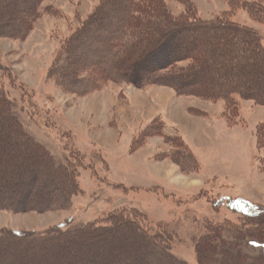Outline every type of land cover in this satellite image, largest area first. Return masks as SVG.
Masks as SVG:
<instances>
[{"label": "rangeland", "instance_id": "obj_1", "mask_svg": "<svg viewBox=\"0 0 264 264\" xmlns=\"http://www.w3.org/2000/svg\"><path fill=\"white\" fill-rule=\"evenodd\" d=\"M163 1L174 17L183 13L184 7L177 0ZM188 1L194 6L196 18L210 21L224 16L255 30L264 45V24L253 22L246 11L227 13L228 4L221 0ZM100 2L44 0L39 7L40 17L23 41L0 37V68L7 77L2 82L16 104L13 109L24 130L59 161H65L67 153L77 148L87 168L78 170L81 194L64 208H34L47 200H57L42 177L35 176L26 196V190L16 189L17 203L10 210H0V231L41 233L64 224L70 230L118 208H133L148 217L151 230L177 233L176 240L180 241H174V255L188 264H197L194 240L205 233V222L229 221L233 229L227 225L219 229L237 231L245 227L246 221L229 211L228 204L238 207L247 202L264 208V172L259 168V161L264 162V146L257 148L255 144V128L264 124V107L239 102L235 119L239 122L231 126L227 125L221 102L177 96L167 87L140 89L106 82L84 95L62 92L55 79L47 77L48 71L63 53L65 40ZM186 41L191 42L179 36L162 45L172 57L171 53L176 48L180 51ZM92 45H82L81 57L86 59L83 49ZM159 50L155 47L152 55L158 57ZM188 64L183 61L173 67ZM144 65L142 62L140 68ZM140 70L143 75V68ZM189 110L204 115L193 116ZM155 125L160 128L156 130ZM183 146L188 161H172L176 150ZM191 162L197 169L184 172L182 167ZM3 188L0 199L5 200L4 193L10 186ZM195 195L199 197L193 199ZM216 203L219 207L214 206ZM252 236L261 234L257 231ZM91 253L88 251L83 263L94 264Z\"/></svg>", "mask_w": 264, "mask_h": 264}, {"label": "trees", "instance_id": "obj_2", "mask_svg": "<svg viewBox=\"0 0 264 264\" xmlns=\"http://www.w3.org/2000/svg\"><path fill=\"white\" fill-rule=\"evenodd\" d=\"M43 1L0 0V37L23 41L40 17ZM221 1L228 4L227 13L241 9L253 22L264 24V0ZM177 2L184 9L174 17L163 0H101L88 19L65 40L63 53L51 65L47 77L55 79L62 92L76 95L100 89L106 82L126 83L140 89L167 87L177 96L221 102L222 113L231 126L239 122L235 120L239 116V102L250 101L264 107L262 37L224 16L200 20L188 0ZM179 36L191 42L186 41L180 51L176 48L170 57L162 44ZM85 43L93 44L83 49L86 59L80 54ZM155 47L161 50L158 57L151 52ZM183 61L189 64L173 67ZM142 62L146 66L140 68ZM5 77L0 68V193L3 194L6 184L10 186L4 193L5 200L0 199V210H10L17 203L15 190L27 191L35 183V176L42 177L57 200H47L34 208L70 206L72 198L81 194L78 170L87 169L83 153L75 148L67 153L65 161H59L34 140L16 116V104L9 99L2 82ZM192 111L193 116L204 115L189 110ZM255 144L257 148L264 146V124L255 128ZM185 149L179 147L172 161L175 158L187 162ZM259 162L260 171L264 172V162ZM195 168L192 162L182 167L187 173ZM28 194L27 191L25 196ZM229 205V211L246 221L245 227L226 232L218 226L232 227L233 223L205 222V233L194 240L197 264H264V208L247 202L238 207ZM147 218L136 209L118 208L70 230L65 229V224L41 233L1 230L0 264H85L88 251H92L90 259L94 264H188L173 253L178 234L166 229L151 230ZM257 231L261 236H252Z\"/></svg>", "mask_w": 264, "mask_h": 264}]
</instances>
